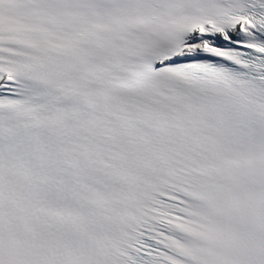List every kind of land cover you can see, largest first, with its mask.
<instances>
[{
	"label": "snow or ice",
	"instance_id": "6c2138e0",
	"mask_svg": "<svg viewBox=\"0 0 264 264\" xmlns=\"http://www.w3.org/2000/svg\"><path fill=\"white\" fill-rule=\"evenodd\" d=\"M0 264H264V0H0Z\"/></svg>",
	"mask_w": 264,
	"mask_h": 264
}]
</instances>
